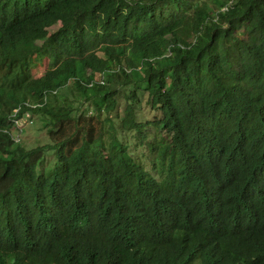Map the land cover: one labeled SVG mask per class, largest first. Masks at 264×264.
Returning a JSON list of instances; mask_svg holds the SVG:
<instances>
[{
  "label": "trees",
  "instance_id": "1",
  "mask_svg": "<svg viewBox=\"0 0 264 264\" xmlns=\"http://www.w3.org/2000/svg\"><path fill=\"white\" fill-rule=\"evenodd\" d=\"M0 264H264V0H0Z\"/></svg>",
  "mask_w": 264,
  "mask_h": 264
},
{
  "label": "rangeland",
  "instance_id": "2",
  "mask_svg": "<svg viewBox=\"0 0 264 264\" xmlns=\"http://www.w3.org/2000/svg\"><path fill=\"white\" fill-rule=\"evenodd\" d=\"M47 62L45 63H40L38 65L37 68L34 69V76L35 77H41L43 76V74L46 72L47 70ZM138 90L137 88H129V89H122L119 93V105L120 108H122L124 106V104L126 103L125 100V95L127 94V92H130L132 90ZM137 93H139V100L141 102H145L146 101V96L145 95H141L139 91H137ZM141 109L145 115V117L149 120H152L156 114L151 112L150 110L146 109V106H141ZM39 117L37 116H31L26 119V122H24V124L22 125V134H20V138H21V144L27 148L28 150H32L34 148H36L37 146H43V145H47L49 144V137L46 133L45 130H43L41 128V125L39 123ZM14 134H19L18 131L14 132ZM130 136V134H129ZM129 139V138H128ZM129 142H131L132 144V148L134 147L136 149V147L134 146V142L133 140L129 139ZM137 152L139 153V155H142V150L137 149ZM55 162V163H54ZM46 163H48L49 165H56V157H55V152L53 150H47L46 151Z\"/></svg>",
  "mask_w": 264,
  "mask_h": 264
},
{
  "label": "clouds",
  "instance_id": "3",
  "mask_svg": "<svg viewBox=\"0 0 264 264\" xmlns=\"http://www.w3.org/2000/svg\"><path fill=\"white\" fill-rule=\"evenodd\" d=\"M29 117H30V114H27V116L24 119H20V120H16V121L22 122L24 124V122H26V119H28ZM15 126H16V123H15ZM16 131H18L19 134H17V135L14 134L15 141L21 143L20 134H22V127L21 128H17V126H16Z\"/></svg>",
  "mask_w": 264,
  "mask_h": 264
},
{
  "label": "built area",
  "instance_id": "4",
  "mask_svg": "<svg viewBox=\"0 0 264 264\" xmlns=\"http://www.w3.org/2000/svg\"><path fill=\"white\" fill-rule=\"evenodd\" d=\"M15 123H16V126H17V128H21V127H22V125H23V123H22V122L15 121Z\"/></svg>",
  "mask_w": 264,
  "mask_h": 264
}]
</instances>
